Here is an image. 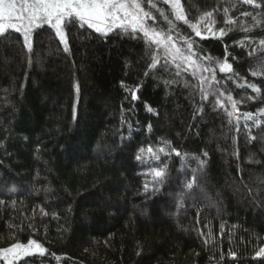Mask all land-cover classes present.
<instances>
[{
  "label": "trees",
  "instance_id": "16d2710c",
  "mask_svg": "<svg viewBox=\"0 0 264 264\" xmlns=\"http://www.w3.org/2000/svg\"><path fill=\"white\" fill-rule=\"evenodd\" d=\"M181 3L190 23L228 33L201 41L176 22L215 80L152 68L155 49L120 31L67 24L68 51L42 22L31 50L0 35V249H47L14 264H264V0Z\"/></svg>",
  "mask_w": 264,
  "mask_h": 264
},
{
  "label": "snow or ice",
  "instance_id": "6c2138e0",
  "mask_svg": "<svg viewBox=\"0 0 264 264\" xmlns=\"http://www.w3.org/2000/svg\"><path fill=\"white\" fill-rule=\"evenodd\" d=\"M244 2L251 4L253 0H244ZM161 4L167 6L168 11L159 7ZM207 15L211 16V13ZM244 15L250 14L245 13ZM158 16L166 22V27L159 26L157 23ZM178 21L187 25L194 33V37H199L201 41L222 40L228 34L223 28L219 31H213L206 24L202 32L199 21L196 23L189 22L181 0H0V35L6 34L9 30L22 33L23 41L29 50L32 48L30 42L32 27H40L42 22L55 30L57 37L64 44V50L68 51L65 27L70 23H79L80 27L87 26L104 36L114 31L130 34L133 38L139 36L146 42L150 50L155 49V54L152 56V68H156L157 65L167 68L168 64L171 63L177 69V75L180 74L179 70L183 67L184 71H190L194 76L197 73H211V79L215 80L216 70L197 62L198 59L210 60L212 58L198 56V52L194 50V46H198V42L193 36H185L178 30L176 24ZM261 44H264V40L261 41ZM225 55L227 57V46H225ZM161 60H163V64H161ZM216 62L220 65V72H232V65L227 62L226 58L223 62ZM255 74L253 73V75ZM200 80L201 82L207 81L208 77L201 75ZM248 87L256 92L260 91L254 84H248ZM137 91L132 90L133 101L139 99ZM208 95L209 92L205 90L202 99L207 100ZM228 99L231 101V96ZM216 103L224 107L219 96ZM231 108L232 111L227 114L229 117H235L238 123L240 117L236 116L237 104L235 101H232ZM147 110L153 111L150 107ZM243 117L247 121L253 119V114L244 113ZM150 128L151 125H149ZM139 151L143 154L144 149ZM147 151L156 160L160 159L159 155L152 152L151 147ZM160 151L162 152L163 148ZM176 155L179 156L180 153L176 152ZM204 155L207 156V153ZM136 159H142V155H137ZM200 163L203 165V161ZM152 175L155 181L153 190L159 191L166 179V168L154 169ZM186 187L191 188L192 183H188ZM144 188L145 192L149 191L148 184H145ZM12 203L14 205L15 201ZM46 253L47 249L35 240H30L27 245L16 242L10 247L0 249V257H3L7 264H14V261L29 256H44ZM52 255L55 259H60L55 254ZM230 255L235 258V253ZM256 256H264V248H261Z\"/></svg>",
  "mask_w": 264,
  "mask_h": 264
},
{
  "label": "rangeland",
  "instance_id": "374dc122",
  "mask_svg": "<svg viewBox=\"0 0 264 264\" xmlns=\"http://www.w3.org/2000/svg\"><path fill=\"white\" fill-rule=\"evenodd\" d=\"M206 23V22H205ZM205 25V24H204ZM204 25H203V27L201 28V30H202V32L204 31ZM206 25L208 26V27H210L213 31H216L215 29H214V27H213V25L212 24H209L208 22L206 23ZM264 248V247H263ZM1 260H3V257H1V259H0V264H7V262L6 261H1Z\"/></svg>",
  "mask_w": 264,
  "mask_h": 264
}]
</instances>
